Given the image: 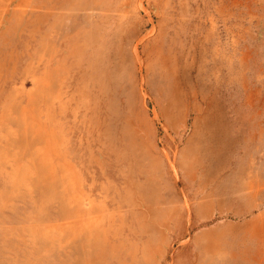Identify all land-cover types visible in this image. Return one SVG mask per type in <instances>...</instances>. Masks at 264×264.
<instances>
[{"label":"rangeland","instance_id":"rangeland-1","mask_svg":"<svg viewBox=\"0 0 264 264\" xmlns=\"http://www.w3.org/2000/svg\"><path fill=\"white\" fill-rule=\"evenodd\" d=\"M0 264H264V0H0Z\"/></svg>","mask_w":264,"mask_h":264}]
</instances>
